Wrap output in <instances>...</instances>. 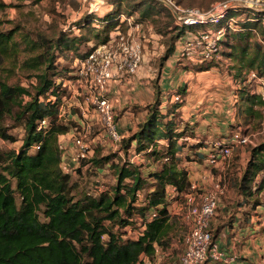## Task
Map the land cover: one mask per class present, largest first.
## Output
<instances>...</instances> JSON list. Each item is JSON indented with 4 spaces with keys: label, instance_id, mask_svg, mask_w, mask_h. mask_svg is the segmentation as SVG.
<instances>
[{
    "label": "trees",
    "instance_id": "16d2710c",
    "mask_svg": "<svg viewBox=\"0 0 264 264\" xmlns=\"http://www.w3.org/2000/svg\"><path fill=\"white\" fill-rule=\"evenodd\" d=\"M185 3L191 4L190 0ZM135 6L133 11L139 10V20L150 15L151 8L140 10V5ZM5 7L0 0V10ZM160 7L168 8L163 4ZM236 12L240 10L228 11L217 26L228 27ZM253 12L254 20L225 31L220 42L228 44L230 51L226 54L237 61L239 71L245 67L264 76V48L261 43H253L251 47L249 43L250 34L258 24L264 29L260 21L264 12ZM119 14L113 10L98 19L104 25L95 33V38L104 32L101 41H107ZM85 18L77 24L92 29L93 18ZM137 22L140 21L137 19ZM15 30L3 29L0 21V68L5 61L13 62L6 77L0 75V138L10 142L16 140L7 131V126H11L6 123L8 119L23 129L18 149L0 147V264H143V256L152 259L155 246L165 250L172 227L167 187L173 188L178 195L188 192L190 185L186 170L178 167L175 158L178 149L172 131L176 123L167 117L177 105L162 112L160 89L156 86L154 102L148 104L136 129L119 140L125 144L118 154L127 153L133 141L134 152L139 154L156 139L165 138L166 160H162L157 149L149 153L161 158L158 169L144 172L141 165L121 155L115 163L112 161L115 154L94 157L92 163L97 165V170H102L109 162L116 175L115 184L98 195L88 191L71 194L70 189L76 183L72 182L71 172L63 171L60 165L63 149L59 146V136L71 127L59 116L65 89L63 82L55 79L60 70L55 53L73 49L77 50V55L71 57L82 58L86 53L81 54L79 47L88 39L83 34L71 38L61 34L50 39L41 33L35 38L23 33V47H20ZM185 30L181 26L178 38ZM232 39L236 41L230 44ZM174 44L171 41L167 46L165 57L174 53L177 47ZM16 67L27 83L7 81L16 74ZM240 97L247 104V116L260 119L264 106L260 95L241 91ZM259 172H264V143L252 148L251 158L237 183L246 203L264 188V177L254 181ZM258 204L254 199L250 207L254 209ZM239 205H243V201ZM131 229L136 231L134 236L129 232ZM212 239L215 241L213 235Z\"/></svg>",
    "mask_w": 264,
    "mask_h": 264
},
{
    "label": "rangeland",
    "instance_id": "374dc122",
    "mask_svg": "<svg viewBox=\"0 0 264 264\" xmlns=\"http://www.w3.org/2000/svg\"><path fill=\"white\" fill-rule=\"evenodd\" d=\"M1 1L6 4V7L0 10L1 27L6 30L16 29L15 39L19 41L20 47H23L21 38L23 33H29L33 38L41 33L50 39H56L61 34L70 38L83 34L88 41L80 45L81 54H87L91 46L102 43L104 32L98 36V39L95 38V33L104 25L98 22V19L106 17V13H111L113 10L119 11L120 14L116 17V25L119 27L114 24L115 27H112L108 33V38L111 35L115 38L118 32L124 35L130 34L138 38L142 45V58L137 73L131 77H122L118 82L122 84L124 81L130 82H126L124 96H126L125 99L129 96L137 98L135 103L128 104L129 101L127 102L131 110L137 112L135 117L147 111L148 104L154 102V92L156 86H159V107L162 112H167V109L177 105L173 108L174 112L168 113L167 117L176 123L172 135L176 141L175 147L178 149L175 152L178 167L186 170L187 180L196 182L200 191H211L215 189L216 183L221 184L217 207L210 222L213 238L216 236V239H225V235L222 237L218 235L221 234L220 228L225 227L230 230L234 221L236 232L238 228H242L245 237L250 238L255 235L262 237L261 234H264V188L256 192L255 196L249 197V203L244 202V197L237 188L241 174L251 158L252 148L264 143V120L262 117L258 119L255 116H247L245 110L247 104H244L240 92L256 94L260 90V85L257 80L249 76V73L256 72L255 70L248 71L244 67L239 71L235 64L237 61L233 60L232 56H227L226 53L230 51L228 44L220 42L219 52L211 61L196 62L182 56L181 36L179 38L178 36L181 35L180 30L183 25L174 20L173 12L167 7V9L160 7L162 6L160 1L116 0V3L113 0ZM177 2L182 6L197 8L200 11H208L216 5L226 4L228 10L225 15L230 10H240L234 16L232 15L233 20L228 24L232 28L217 26L218 22H215L193 25L191 29L195 32L218 28H225V31L235 30L242 26L243 22L254 20L253 11L264 12V0H190L191 4L185 3L186 0H177ZM135 5L138 7L140 5V10L146 7L151 8L150 15L139 20V10L133 11L136 9ZM84 17L93 18L92 29L88 30L77 24L82 22ZM262 17L264 13L260 17L261 23L264 24ZM137 19L140 22H137ZM237 21H239L238 25H236ZM133 23H140L141 28H135ZM253 31L250 34V47L251 44L258 42L264 48V29L258 24ZM171 41H174V45L177 46L176 50L174 55L165 57V49ZM235 41L232 39L229 43ZM60 53L59 51L55 53L56 61L60 64L58 67L60 70L55 75V79L63 82L62 87L65 89V94L59 109L63 115L61 120L69 122L71 127L69 133L67 132L66 136L59 141L64 147L63 156L66 160L69 161L66 157H69L68 155L75 148L72 141L73 129L82 130L87 123L91 125L87 133L91 154L88 159L80 161L73 167L72 182L76 184L70 189L71 194L79 195L81 191H88L98 195L102 190H107L115 184L116 175L114 169L110 168L109 162L102 164L103 166L100 165L102 170H97V165L94 166L92 163L94 157L115 154L116 156L112 159L115 163L121 155L141 165L140 169L144 172L158 169L161 165V158L157 155L151 156L149 153L157 149L163 156L162 160H166L167 140L165 138L156 139L139 154L134 152L135 142L133 141L127 153L122 151L118 154L125 142H112L108 139L97 115L92 112L93 110L89 108V112H83L79 107L82 97L75 92V89L80 81H75L76 78L71 73L78 59L77 57L72 58L71 55H77V50H63L62 54ZM12 64L10 60L3 62L0 75L6 77L9 73L8 68ZM14 70L16 74L8 77L7 81L27 83V79L22 76L17 67ZM136 81L140 82L135 85ZM114 114L117 121L121 114L119 111ZM6 121L11 125L7 126V131L14 135L16 140L10 142L0 138V147L4 150L18 149L23 137V129L21 125H14L9 119ZM135 124L137 126L138 122ZM131 125L133 126V122ZM133 131L132 128L129 129L127 135H131ZM236 131L244 133L247 137L246 142L235 144L230 156L213 166H207L205 153L211 150L213 143L228 139ZM262 173L264 172H259L254 181H259L264 177ZM167 189L169 190L168 207L172 227L169 231L168 245L164 248L165 250L159 247L158 252L150 259L151 264H179L180 255L184 250L183 235L188 227L182 215L185 208L184 192L176 195L170 187ZM254 199H257L259 204L252 209L250 206ZM242 201L243 205H239ZM140 202L141 200L138 203ZM252 227L256 230L253 231ZM129 232L132 236L136 233L132 229ZM204 264L225 263L220 260L207 261Z\"/></svg>",
    "mask_w": 264,
    "mask_h": 264
},
{
    "label": "built area",
    "instance_id": "2783aa9c",
    "mask_svg": "<svg viewBox=\"0 0 264 264\" xmlns=\"http://www.w3.org/2000/svg\"><path fill=\"white\" fill-rule=\"evenodd\" d=\"M159 1L168 7L177 22L186 28L180 39L181 55L196 62L214 59L219 52L220 40L226 29H206L195 32L191 28L197 24L218 22L227 13L228 6L226 4L216 5L211 10L200 11L197 8L182 6L176 0ZM261 20H264V17ZM133 25L137 29L141 28L140 23H133ZM117 34L115 38L111 35L107 41L91 46L84 57L77 59V65L71 72L76 78L75 81H80L75 89V92L82 97L79 107L83 112H89V108L93 110L92 112L97 115L103 126L104 134L112 142H119L122 137L114 116L112 100L108 96V88L114 81H119L122 77H131L137 73L142 58V45L138 38L130 34L124 35L119 32ZM249 76L259 83L258 94L264 100V76L254 71H251ZM79 88L80 91H78ZM59 116L63 117L60 109ZM262 120H264V107H262ZM42 124H45V120ZM90 129L89 123L82 130L73 129L72 141L75 148L68 155L69 157H66L69 161L64 158V152H62L60 165L63 171L71 172L75 165L90 156L91 148L87 140V133ZM246 138L244 133L236 131L226 140L215 141L211 150L205 153L207 166H213L230 156L233 146L237 143H245ZM59 146L64 149L61 143ZM189 183V190L184 193L185 208L182 211L188 227L183 235L184 250L180 255L179 264H204L207 261L220 260L224 263L231 262L233 256L220 249L219 244L212 239L210 230V222L217 207L221 184L216 183L214 190L200 191L196 182L189 179ZM150 215L153 216L154 212ZM158 250L159 247L155 246V254ZM145 257H142L143 264H151V260Z\"/></svg>",
    "mask_w": 264,
    "mask_h": 264
},
{
    "label": "crops",
    "instance_id": "0c3cea01",
    "mask_svg": "<svg viewBox=\"0 0 264 264\" xmlns=\"http://www.w3.org/2000/svg\"><path fill=\"white\" fill-rule=\"evenodd\" d=\"M118 82L119 81L116 80L110 85V87L108 88V94L111 97L114 112L116 113L117 111H119V113L121 114L117 120V126L121 137H125L127 136L129 129H136L137 126L135 123L141 121L146 111H144V113H140V115L138 114V117H135V113L137 112L131 110V108L129 107L130 105L128 104L137 102V98L135 96H129L128 93V100L125 99L126 96H124V92H126L125 87H127L126 84L129 81H124L123 84ZM139 82L140 81H136L135 85H137ZM128 101L129 103L127 104ZM127 119H131V121H127ZM132 122L133 126L131 125ZM66 134L67 133L61 134L59 136V141L62 140V138L66 136ZM256 219H259V217H256ZM232 224L233 225L231 226L232 228L230 230L226 229L225 227L220 228L221 234L218 235L221 237L225 235L224 238L226 237L225 239H222L223 241L218 238L216 239V236L214 237L215 241L219 244L220 249L230 256H233L232 261L225 264H264V240H262L264 239V234H261L262 237H258L257 235L250 236V238L245 237L246 235H243L245 234L244 229L238 228V231L236 232L235 221L232 222ZM252 229L253 231L256 230L253 227Z\"/></svg>",
    "mask_w": 264,
    "mask_h": 264
}]
</instances>
